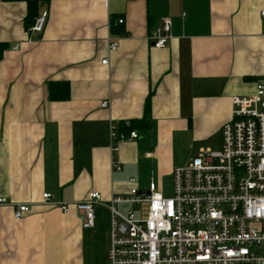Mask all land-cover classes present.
<instances>
[{
  "label": "crops",
  "instance_id": "crops-1",
  "mask_svg": "<svg viewBox=\"0 0 264 264\" xmlns=\"http://www.w3.org/2000/svg\"><path fill=\"white\" fill-rule=\"evenodd\" d=\"M31 1L28 16L26 0H0V264H108L111 197L150 182L163 194L174 167L220 147L232 97L263 79L264 0ZM163 18L170 38L155 47L148 35ZM50 82L69 96L50 98ZM124 119L137 137L112 153L110 122ZM94 191L91 227L57 204ZM17 203L29 204L19 219Z\"/></svg>",
  "mask_w": 264,
  "mask_h": 264
},
{
  "label": "built area",
  "instance_id": "built-area-1",
  "mask_svg": "<svg viewBox=\"0 0 264 264\" xmlns=\"http://www.w3.org/2000/svg\"><path fill=\"white\" fill-rule=\"evenodd\" d=\"M46 15L43 11L35 17L32 33L42 30ZM170 28V19L163 18L148 35L152 45L164 47ZM117 46L109 38L108 48ZM262 74L253 93L232 97V119L221 127L220 147H200L173 168L171 195H163L150 182L144 190L131 188L126 195L111 197L108 264H264V64ZM122 122L125 127L130 124L129 119ZM136 137L134 129L124 132L117 122H110L112 153L122 141ZM42 198L44 203H57L48 192ZM100 203L94 191L82 201L57 204L62 212L73 205L83 215V225L91 227ZM118 204L145 205L144 212H123ZM28 210L29 204L17 203L13 217L19 219Z\"/></svg>",
  "mask_w": 264,
  "mask_h": 264
},
{
  "label": "trees",
  "instance_id": "trees-1",
  "mask_svg": "<svg viewBox=\"0 0 264 264\" xmlns=\"http://www.w3.org/2000/svg\"><path fill=\"white\" fill-rule=\"evenodd\" d=\"M27 2V7H28V16H30L31 11L33 10V1L31 0H26ZM116 25H121L122 23H117L116 21H111L110 22V27H114V24ZM4 45L0 44V57H1V52ZM49 96L52 99L56 100H63L66 99L69 96V86L68 83L66 82H50L49 83ZM136 120L132 119L130 120V124L128 127H125L123 124L119 126V129L123 130L124 132H128L129 130H135V125H136Z\"/></svg>",
  "mask_w": 264,
  "mask_h": 264
},
{
  "label": "rangeland",
  "instance_id": "rangeland-1",
  "mask_svg": "<svg viewBox=\"0 0 264 264\" xmlns=\"http://www.w3.org/2000/svg\"><path fill=\"white\" fill-rule=\"evenodd\" d=\"M205 147V146H204ZM164 191H163V194L166 195V196H169L171 195L172 193V178L171 179H168L164 182V184L162 185ZM145 207V205H143ZM143 207V208H144Z\"/></svg>",
  "mask_w": 264,
  "mask_h": 264
}]
</instances>
